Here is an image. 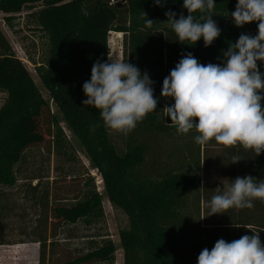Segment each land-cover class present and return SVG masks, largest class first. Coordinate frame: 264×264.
<instances>
[{"label":"trees","instance_id":"16d2710c","mask_svg":"<svg viewBox=\"0 0 264 264\" xmlns=\"http://www.w3.org/2000/svg\"><path fill=\"white\" fill-rule=\"evenodd\" d=\"M110 1L0 0V13L4 15V23L11 26L14 15L27 8L35 28L47 36V54L44 62L35 65V72L67 129L100 174L106 198L127 216V226L119 232L123 264H197L200 252L204 248L211 250L218 239L231 242L243 235H252L251 231L259 232L264 244V202L260 199L253 201L252 209L233 207L224 214L207 216L204 213L203 226L196 234L189 226L192 222L187 212V193L198 183V177L161 164L143 169L145 157L151 151L145 138L177 132L175 126H169L171 118L163 110L174 103L171 98L161 96L164 78L187 53L201 64L223 65V54L229 45L235 44L241 34L258 30V23L237 27L231 17L237 0H215L212 19L221 29V35L209 47L204 46L203 38L191 45L188 41L180 43L164 23L169 10L177 14V19L181 14L188 15L183 0H161L160 6L154 0ZM193 15L199 19L202 14L197 11ZM147 18L154 21L150 27L146 24ZM110 32L123 35L122 60L149 75L158 100L155 112L126 135L122 150L112 141L100 111L82 103L87 99L83 84L90 81L93 64L108 62ZM257 65L264 73V62L258 61ZM0 92L5 94L0 106V187H12L17 182L15 168L27 149L45 141L42 121L47 122L46 132L53 138V145L60 144L63 134L58 116L50 113L48 102L14 55L1 29ZM210 145L221 148L231 183L245 176H252L257 183L264 180V152L257 156L252 150L225 147L215 140L205 146ZM233 157L241 160L232 163ZM212 187L202 186L205 203L216 194L218 187ZM75 198L70 205L55 206L51 218L75 224L81 219L102 216V194L95 189ZM38 202L46 209L44 197L40 196ZM47 241L43 229L32 240L23 241L38 243L36 264L50 260L55 241ZM115 249L114 243L106 238L68 264H113Z\"/></svg>","mask_w":264,"mask_h":264},{"label":"clouds","instance_id":"9594fccd","mask_svg":"<svg viewBox=\"0 0 264 264\" xmlns=\"http://www.w3.org/2000/svg\"><path fill=\"white\" fill-rule=\"evenodd\" d=\"M154 3L160 6L161 0ZM215 4V0H183L188 15L177 19L169 10L164 23L180 43L194 45L203 38L204 46L209 47L221 35L212 19ZM197 11L202 14L199 19L193 15ZM231 17L237 27L257 22V35L241 34L224 52L223 65L201 64L191 53L184 55L163 80L161 96L174 101L163 110L178 134L195 130L199 145L215 140L225 147L252 150L258 156L264 152V73L257 65L264 62V0H237ZM153 22L146 20L149 27ZM153 83L137 66L109 56L108 62L93 64L91 79L83 84L87 99L82 103L98 109L106 127L127 135L155 112L158 100ZM232 159V163L241 160ZM232 181L223 191L216 188L206 204L210 209L207 216L224 214L233 207L252 209L257 198L264 202V180L257 183L252 176H245ZM251 232L231 242L218 239L211 250L200 252L197 264H264V244L259 232Z\"/></svg>","mask_w":264,"mask_h":264},{"label":"rangeland","instance_id":"374dc122","mask_svg":"<svg viewBox=\"0 0 264 264\" xmlns=\"http://www.w3.org/2000/svg\"><path fill=\"white\" fill-rule=\"evenodd\" d=\"M30 12L24 8L23 14L14 15L11 26L4 23V15L0 13V29L14 55L26 67L48 102L50 113L58 116L63 138L58 146L53 145V138L46 132L47 122L42 121L41 129L45 132V141L27 149L22 161L15 168V185L0 187V242L4 243L0 245V264H36L38 243L23 241L32 240L42 229L47 235L48 243L52 239L55 241L53 254L51 253L46 264H68L69 260L96 248L106 238L116 248L113 264H123L119 232L127 226V216L106 198L100 174L90 165L83 148L67 129L56 106L40 83L35 65L44 62L48 40L45 33L35 28L34 20L29 16ZM257 33L250 32L249 35L255 36ZM108 45L109 56L122 60L123 35L110 32ZM4 99L5 94L0 92V106ZM109 134L117 148L122 150L126 135L111 129ZM196 135L198 133L191 130L187 134L175 132L172 135L158 134L151 139L145 138L151 151L145 157L143 169L161 164L198 177V183L187 193V212L191 215L192 224L189 226L199 234L200 227L203 226L202 217L210 211L204 201L202 186L207 184L209 189H213L212 185H216L223 191L231 182L221 148L197 144ZM93 189L102 194L103 214L100 218L81 219L75 224H66L51 218L55 206L70 205L75 197ZM40 196L44 197L47 210L39 204Z\"/></svg>","mask_w":264,"mask_h":264},{"label":"built area","instance_id":"2783aa9c","mask_svg":"<svg viewBox=\"0 0 264 264\" xmlns=\"http://www.w3.org/2000/svg\"><path fill=\"white\" fill-rule=\"evenodd\" d=\"M110 2H111V3H117V1H114V0H111ZM22 11H23V9H22L19 13H17L16 15H21V14H23ZM24 14H25V13H24ZM250 32L253 34V33H257L258 30H257V29H251V30L247 31L246 34L249 35Z\"/></svg>","mask_w":264,"mask_h":264},{"label":"crops","instance_id":"0c3cea01","mask_svg":"<svg viewBox=\"0 0 264 264\" xmlns=\"http://www.w3.org/2000/svg\"><path fill=\"white\" fill-rule=\"evenodd\" d=\"M226 167H227V164H226ZM230 180V179H229ZM231 182V181H230ZM221 191H222V189H221Z\"/></svg>","mask_w":264,"mask_h":264}]
</instances>
